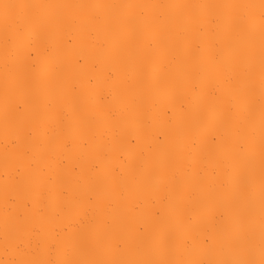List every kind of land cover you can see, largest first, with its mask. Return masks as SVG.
<instances>
[{
  "label": "bare ground",
  "instance_id": "6f19581e",
  "mask_svg": "<svg viewBox=\"0 0 264 264\" xmlns=\"http://www.w3.org/2000/svg\"><path fill=\"white\" fill-rule=\"evenodd\" d=\"M0 264H264V0H0Z\"/></svg>",
  "mask_w": 264,
  "mask_h": 264
}]
</instances>
